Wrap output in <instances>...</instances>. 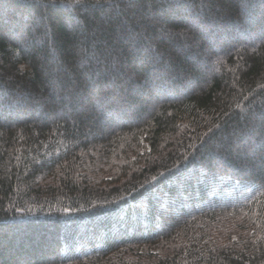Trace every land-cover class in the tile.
Returning a JSON list of instances; mask_svg holds the SVG:
<instances>
[{
	"label": "trees",
	"instance_id": "trees-1",
	"mask_svg": "<svg viewBox=\"0 0 264 264\" xmlns=\"http://www.w3.org/2000/svg\"><path fill=\"white\" fill-rule=\"evenodd\" d=\"M0 264H264V0H0Z\"/></svg>",
	"mask_w": 264,
	"mask_h": 264
},
{
	"label": "rangeland",
	"instance_id": "rangeland-1",
	"mask_svg": "<svg viewBox=\"0 0 264 264\" xmlns=\"http://www.w3.org/2000/svg\"><path fill=\"white\" fill-rule=\"evenodd\" d=\"M244 219H246V217H244V218L243 217L242 218H238V223L244 224L245 223ZM247 221H250V219H247ZM231 229H232V227H231Z\"/></svg>",
	"mask_w": 264,
	"mask_h": 264
}]
</instances>
